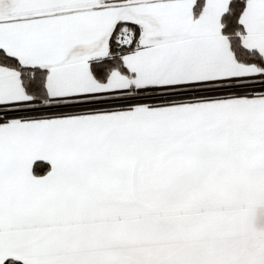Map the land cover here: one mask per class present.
<instances>
[{
	"label": "snow or ice",
	"instance_id": "snow-or-ice-1",
	"mask_svg": "<svg viewBox=\"0 0 264 264\" xmlns=\"http://www.w3.org/2000/svg\"><path fill=\"white\" fill-rule=\"evenodd\" d=\"M0 264H264V0H0Z\"/></svg>",
	"mask_w": 264,
	"mask_h": 264
}]
</instances>
